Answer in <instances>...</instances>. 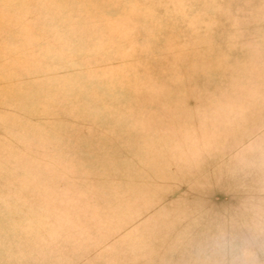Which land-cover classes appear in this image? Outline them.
<instances>
[{
  "label": "rangeland",
  "instance_id": "374dc122",
  "mask_svg": "<svg viewBox=\"0 0 264 264\" xmlns=\"http://www.w3.org/2000/svg\"><path fill=\"white\" fill-rule=\"evenodd\" d=\"M0 264H264V0H0Z\"/></svg>",
  "mask_w": 264,
  "mask_h": 264
}]
</instances>
